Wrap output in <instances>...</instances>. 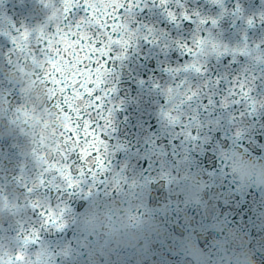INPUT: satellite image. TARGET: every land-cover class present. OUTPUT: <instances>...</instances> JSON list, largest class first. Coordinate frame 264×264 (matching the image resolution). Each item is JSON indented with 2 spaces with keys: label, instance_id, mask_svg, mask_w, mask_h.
Listing matches in <instances>:
<instances>
[{
  "label": "snow or ice",
  "instance_id": "snow-or-ice-1",
  "mask_svg": "<svg viewBox=\"0 0 264 264\" xmlns=\"http://www.w3.org/2000/svg\"><path fill=\"white\" fill-rule=\"evenodd\" d=\"M63 14L49 28L33 30L24 24H12L0 32L10 47L4 53L9 60L15 58L22 44L30 46L44 68L40 75L52 90L51 102L67 114L68 123L61 131L62 146L54 159L50 175L42 177L40 191L45 195L32 203L35 222L29 221L20 236L22 250L15 254V264H39V259L30 255L32 249L39 257L42 250V231L62 232L68 226L69 207L65 200L58 199L55 206L50 202L51 191L68 195L83 191L87 182L89 194L97 176L108 171L110 153L105 136L114 130V113L117 105L109 107L111 94L116 92L109 83L115 71L109 64L127 59L130 49L141 39L146 43L167 51L171 47L188 59L176 67L166 68L178 82L153 87L165 98L159 110V118L168 127L185 128L187 112L188 125L197 120L192 111L193 102L213 103L211 97L201 100L209 80L193 85L190 76H206L207 64L211 58L249 57L264 66V0H205L207 11L191 8L186 0H60ZM158 8L165 20L179 28L184 22L194 25L195 31L188 40H170L166 30H158L154 25L143 24L131 27L137 9ZM250 7L252 10H250ZM83 16H74L76 9ZM230 20L238 39L227 42L222 22ZM257 27L261 29L258 38L250 39ZM115 52V55H113ZM236 79V87L229 89L231 103H247L255 106L251 93L255 77L247 74ZM143 83V81H141ZM219 83V78L215 82ZM236 97L240 99L237 100ZM225 98L222 105H227ZM264 107V101H261ZM196 113L199 108H196ZM192 138L193 133L185 132ZM91 178V180H90ZM25 189L32 191L25 181ZM71 190V191H70ZM31 246V247H30ZM70 247V245H69Z\"/></svg>",
  "mask_w": 264,
  "mask_h": 264
},
{
  "label": "clouds",
  "instance_id": "clouds-1",
  "mask_svg": "<svg viewBox=\"0 0 264 264\" xmlns=\"http://www.w3.org/2000/svg\"><path fill=\"white\" fill-rule=\"evenodd\" d=\"M262 183H264V181H262ZM22 195V194H20ZM45 195V193L41 190L40 191V197L43 198ZM22 205H23V213H24V218H23V223H26L28 220L32 219V204H27L24 205L23 201H21ZM78 226H80L78 224ZM252 264H256V261H253Z\"/></svg>",
  "mask_w": 264,
  "mask_h": 264
}]
</instances>
